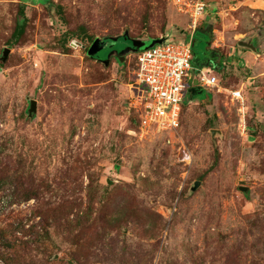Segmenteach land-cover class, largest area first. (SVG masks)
Here are the masks:
<instances>
[{"label":"rangeland","instance_id":"obj_1","mask_svg":"<svg viewBox=\"0 0 264 264\" xmlns=\"http://www.w3.org/2000/svg\"><path fill=\"white\" fill-rule=\"evenodd\" d=\"M41 1L0 0V264H264V0L193 35L179 0ZM163 35L218 85L140 137L133 41Z\"/></svg>","mask_w":264,"mask_h":264},{"label":"built area","instance_id":"obj_2","mask_svg":"<svg viewBox=\"0 0 264 264\" xmlns=\"http://www.w3.org/2000/svg\"><path fill=\"white\" fill-rule=\"evenodd\" d=\"M177 5L188 17V30L193 35L205 13V4L201 0H179ZM159 39L162 40L160 44L137 53L132 70L134 81L130 88L135 89V94L131 106L137 114L140 137L177 132L181 121V105L187 101L188 87L185 80L190 79L193 71L192 40L167 42V36ZM197 74L201 80L197 84L200 88L210 90L217 87L218 79L215 76L201 70ZM240 94V91L232 92L238 101ZM242 109L241 106L239 110L243 112Z\"/></svg>","mask_w":264,"mask_h":264},{"label":"water","instance_id":"obj_3","mask_svg":"<svg viewBox=\"0 0 264 264\" xmlns=\"http://www.w3.org/2000/svg\"><path fill=\"white\" fill-rule=\"evenodd\" d=\"M126 38H127V37H126ZM116 40H117V38H116V39H111L110 41H116ZM161 42H162L161 39L150 40L149 45L144 46V42L141 43V41H136V40H134V41H133V44H134L135 46H139V45H141V46L139 47V50H138V51H139V52H142V51H145V50H147V49H149V48H152L153 46H155V45H157V44H160ZM142 44H143V45H142ZM241 44L247 47V45H245V44H243V43H241ZM193 45H194V43L192 42V48H193ZM248 47L252 48V46H250V45H249ZM103 48H104V43H100L98 40L93 41L92 44L90 45L88 51H87V55H88V57L93 58V57L96 56V55H97V54H98ZM6 54H7V51H5V52L3 53V58L6 57ZM105 62H106V61H105ZM201 90H202V88H200V87H197V88H196V87L190 88V89L187 91V95L190 94L191 92H195V91L200 92ZM187 95H186V96H187ZM35 108H36V103H35V102H32V103L30 104L29 109H28V113H29V114L34 113V112H35ZM240 191L243 192V193H246V192L248 191V189H247V188H240Z\"/></svg>","mask_w":264,"mask_h":264},{"label":"flooded vegetation","instance_id":"obj_4","mask_svg":"<svg viewBox=\"0 0 264 264\" xmlns=\"http://www.w3.org/2000/svg\"><path fill=\"white\" fill-rule=\"evenodd\" d=\"M109 43V41H105L104 42V48H105V46H106V44H108ZM103 48V49H104ZM208 54H210V53H208ZM208 55H207V53H205V57H207ZM95 60H97V61H99V62H101L97 57H93ZM117 58H120L119 56H117ZM122 59H124V58H122ZM207 59H208V57H207ZM192 87H199L198 85H194V86H192ZM192 87H188L187 89L189 90L190 88H192ZM196 93H198V91H195V92H191L190 94H188L187 95V99H188V97L189 98H192L193 99V97L196 95Z\"/></svg>","mask_w":264,"mask_h":264},{"label":"trees","instance_id":"obj_5","mask_svg":"<svg viewBox=\"0 0 264 264\" xmlns=\"http://www.w3.org/2000/svg\"><path fill=\"white\" fill-rule=\"evenodd\" d=\"M41 2H43V3H45L46 1L45 0H42ZM199 30H201V28L199 29H196L195 30V32L194 33H197ZM208 32V35H209V37H208V42L210 41V39H211V36H210V30H208L207 31ZM161 37H163V38H165L166 37V35L164 36H161ZM120 37H117V39H119ZM157 39H159V38H157ZM153 40H156V39H153ZM182 41H185V40H182ZM178 42H180V41H178ZM194 43V42H193ZM192 56H193V51H192ZM191 63H192V61H191ZM221 66H222V63H221Z\"/></svg>","mask_w":264,"mask_h":264},{"label":"crops","instance_id":"obj_6","mask_svg":"<svg viewBox=\"0 0 264 264\" xmlns=\"http://www.w3.org/2000/svg\"><path fill=\"white\" fill-rule=\"evenodd\" d=\"M189 26V25H188ZM193 42V41H192ZM239 45H241V46H244V45H242L241 43H239ZM250 46H252V45H250ZM253 47V46H252ZM241 54V53H240ZM213 59V58H212ZM214 60V59H213ZM240 60H242L243 61V63H245V64H247V62H248V59H247V55L246 54H244V53H242L241 54V59ZM247 66V65H246Z\"/></svg>","mask_w":264,"mask_h":264}]
</instances>
